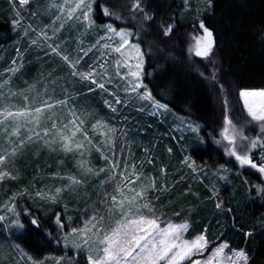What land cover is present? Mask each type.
Wrapping results in <instances>:
<instances>
[{"label":"snow or ice","instance_id":"snow-or-ice-1","mask_svg":"<svg viewBox=\"0 0 264 264\" xmlns=\"http://www.w3.org/2000/svg\"><path fill=\"white\" fill-rule=\"evenodd\" d=\"M33 2L18 0L21 6ZM147 3L148 0H130L127 7L132 19L139 21L141 30L151 27L155 20ZM182 6L192 19L188 52L202 60H209L216 47V39L202 13L212 9L213 0H197L195 9L192 0H183ZM96 7L113 21L124 19V13L119 8H113L103 0L99 4L97 0H48L44 5L45 11L55 12L51 24L43 27L31 23L24 25L22 13L15 12L13 27L22 28L23 38L29 41V47H36L45 55L59 57L68 69L69 80L61 85L59 95L56 88L61 78L54 73H41L34 82L25 81L27 87L14 91L12 80L21 73L23 64L13 60L12 66L5 70L11 75L0 82V186L6 179H18V174H14L11 167L21 151L32 144H40L63 157L70 156L73 169L63 173L57 170L52 174V179L65 182L59 186L36 188L33 182L31 187L34 192H30L28 187L12 192L0 207V224L23 230L25 223L22 216H27L30 224L39 229V217L32 213L31 208L21 207V200L26 203L39 198L59 205L65 193L78 194L80 189L87 188L93 178L106 172L100 182L101 191L97 200L84 209L83 219L78 220L76 225H73L71 217H67L66 224L59 208L50 217L56 226L55 231L61 233L53 238L57 243L62 239L63 248L72 250L74 255L68 257L65 252V255L45 257L43 260L28 256L30 264H46L49 259L54 264H64L65 259L70 264H250V255L245 249L232 247L226 239L216 241L210 238L207 229L188 237L190 224L186 218L180 222L165 219V213L154 202L158 197H152L151 193L169 190L166 181L158 187L154 176L145 175V161L142 160L138 166L124 157L127 131L115 123L114 116L120 115L117 106H127L126 101L130 103L131 99H138L151 106L149 114L153 116L163 114L169 108L167 103L156 99L144 82L147 75L146 53L142 49L139 33L115 23L97 25L94 18ZM181 18H184L183 14ZM57 22L59 27H56ZM73 24L83 28L81 37L97 33L95 41L87 43L86 47V41L78 38L75 57L63 47L67 41L56 42L65 26ZM157 27L162 37L168 38L174 32L175 21L173 18H161ZM93 49L100 53L99 57L93 63H82L81 53L87 55ZM17 51L19 53V49ZM194 68L202 78L217 82L214 69L206 75L198 66L194 65ZM115 80L122 83L117 84ZM82 82L87 83L86 90H74V86ZM69 83L73 87H69ZM97 90L112 99H105L102 108L87 101L81 102L82 97H88ZM221 90H224L223 85ZM17 97L22 99V103L16 102ZM238 99L247 118L227 114L228 102L224 101L226 114L219 132L225 142L224 153L234 160L239 169L249 168L264 175V88L239 89ZM137 110L144 109L140 107ZM108 112L113 116H109ZM253 126L259 131L249 135ZM187 127L194 135L200 131L199 125L188 124ZM222 141L217 139L215 143L220 145ZM145 152L148 153V149ZM145 159L147 163H152L147 157ZM100 160L105 162L104 167L99 166ZM58 163L64 165L65 160L59 159ZM182 163L187 164L194 178H200L201 174L208 176L207 170L203 167L198 169L194 161L189 162L185 158ZM228 172L229 169L221 165L212 176L226 181ZM161 173H165L163 168ZM201 183H204L203 179ZM205 187L211 193L207 199L215 203L217 210L222 209L216 183L206 184ZM173 215L180 217L182 212ZM48 235L53 233L49 231ZM246 235L252 237L253 233Z\"/></svg>","mask_w":264,"mask_h":264},{"label":"trees","instance_id":"trees-1","mask_svg":"<svg viewBox=\"0 0 264 264\" xmlns=\"http://www.w3.org/2000/svg\"><path fill=\"white\" fill-rule=\"evenodd\" d=\"M100 2L101 0H97L98 4ZM103 2L113 8H119L124 13V19L113 21L105 17L101 9L96 7L98 14L95 17L99 21L124 25L139 33L142 49L146 53L145 73L147 75L144 82L156 99L161 103H167L174 114L189 118L202 127L201 133L205 146L195 148L199 142L194 138H192L194 141L189 140L188 137L181 138L176 132L173 133L172 129L166 130V127L158 126L156 120L148 119L153 127H157L162 132V136L167 135L165 144L171 149L168 154L165 149L158 151L153 147H150L153 150L149 147L142 148L144 152L145 149L151 151L147 153L152 161L147 171L155 170L157 181L162 169L161 161L162 167L167 168V183L170 186L174 185L172 189L174 192L167 196L175 200L168 210L180 209L182 204L176 203H185L184 200L187 202L189 198L193 200L194 194L198 193L202 199V205L199 207V214L192 218L189 237L203 229H207V234L212 237L218 233L222 234L219 241L226 239L232 247L245 249L250 255V264H264V203L262 205L253 203V201L257 202L253 200L258 199L257 194L255 190L249 193L244 181L245 178L256 179L255 183L259 180L264 186V182L260 180V174L244 172L240 176H233L230 185L224 190L225 193H222L223 208L217 210L215 203L207 199L211 193L205 187L206 184L212 183L209 181L211 179L216 182L217 177L211 175L212 178L208 179L201 174L204 183H201L200 178H195L194 187H191L189 179L194 178V175L189 167L182 163L188 157L195 162L196 166H203L208 173L216 172L214 170L221 165L232 170V165L224 159L223 152L216 147L214 141L222 129L223 116L226 114L224 101L228 102L227 114L240 119L247 118L242 103L238 99V90L264 88V0H213L212 9L202 13V18L213 30L216 39V47L209 60L196 59L188 52L189 34L193 31L192 22L181 18L183 6L179 0H148V10L153 13L155 20L146 30H141L138 26L139 21L133 20L128 14L127 7L130 6V0H103ZM161 18L165 20L173 18L175 21L174 32L168 38L162 37L157 27ZM6 29V21L0 19V45L9 41V32ZM5 63L9 66L12 64L8 60ZM26 64L25 71L17 75L12 83L16 91L27 87L25 81L32 83L40 77L41 73L48 74L46 70L38 71L39 61L34 60L33 55L26 56ZM194 65L203 70L206 75H210L214 69L217 82L202 78ZM221 85H223V91ZM82 89L84 90L85 87H77L75 90ZM57 94L60 93L57 92ZM85 101L101 108L104 104V98L98 95L97 91L93 96L81 98L82 103ZM258 131L259 129L253 126L249 134L253 135ZM151 132L153 134L155 129ZM147 144L151 145L150 142ZM34 151L36 149L25 151L18 158L16 166L20 167L19 172L23 177L17 181L7 179L4 181L3 185L10 192L19 191L22 187H30L28 184L34 176L35 165L49 157L50 159H46V162L53 161L52 156L46 154V150L41 149L39 156L34 155ZM40 168L47 169L41 172L42 174L55 173L57 170L65 171L64 168L55 169L53 166L45 167L44 164H40ZM180 172L187 173L189 181L186 179V183L180 182L177 177ZM97 181L98 179L92 180L93 183ZM92 194L95 195L89 198L85 207L78 203L83 208L91 205L96 199L97 192L93 191ZM5 196L0 194V205ZM259 199L264 201V191L263 198ZM75 204L77 202L69 203V208L65 212L79 213L74 209ZM20 206L31 208L32 213L39 217L41 228H34L30 224L29 217L22 216L25 229L14 237L16 243L34 259L57 254L59 250L45 236L51 226L48 214L52 211L53 205L35 198L31 202L20 201ZM227 209L232 211L229 212ZM171 219L180 222L183 217H171ZM248 232L253 233L252 237L246 235ZM0 235H2L1 231Z\"/></svg>","mask_w":264,"mask_h":264},{"label":"rangeland","instance_id":"rangeland-1","mask_svg":"<svg viewBox=\"0 0 264 264\" xmlns=\"http://www.w3.org/2000/svg\"><path fill=\"white\" fill-rule=\"evenodd\" d=\"M179 1L181 2V4H183V0H179ZM47 3H48V0H34V2L30 3L29 5L21 6V5H19L18 0H0V19L6 21V23H7V29L6 30L9 32V41L6 44L0 45V82H2L4 79H6L8 75H11L10 73L5 72L6 69H8L12 66V64H11V66H9L8 64L6 65L5 62L7 60L9 61V63H12L13 60H15L17 62V64L22 63L23 68L21 70V73H23L25 71L26 66H27L26 56L27 55H29V56L33 55L34 60H36L37 62L39 61V67H38L39 72L46 70L47 73H54L55 76L61 78L58 81L56 92H58V93L62 92L61 85H63L66 80H69V78L67 76V72H68L67 67L63 65V62L59 59V57L52 56V55H45L44 51H42L36 47H29V41L27 39L23 38L22 28L20 26L13 27V20L15 19V12L16 11H20L22 13L24 25L31 23L36 27H43L44 25L51 24L55 10H52L51 12L45 11L44 5H46ZM196 3H197V0H192L193 9H195ZM34 13L36 14L35 16H33ZM97 14H98V11L96 9L94 18L97 22V25L109 23V22L99 21L95 17ZM182 14H183L184 18H186V20H190L192 22L191 14L186 13L184 8H183ZM56 27H59V22H57ZM82 32H83V28L79 25H75V24L66 25L65 28L63 29V31L59 33L56 42L62 43L63 41H67L66 44H63V47L65 49H67L69 52H71V54L75 57L77 53H76V51H74V49L78 48V44H77L78 38H82L86 41L85 47L87 46V43L94 42L95 39L97 38L96 32H91L88 35L81 37ZM49 33H51L50 29H49ZM18 49H19V53L17 51ZM81 55L83 56L82 63L87 62L90 64V63H93V61L99 57L100 53L96 49H93V51L89 52L87 55H83V53H81ZM192 56L196 59L202 60L201 58L195 57L194 53H192ZM30 62H31V60H30ZM85 67H87V64H85ZM145 67H146V60H145ZM21 73H18L17 75H20ZM15 77H13L12 83H13ZM115 83L120 84L122 82L115 80ZM11 87L14 91H16V89L12 85H11ZM69 87H73V86L69 83ZM77 87H85L84 90H86L87 83L86 82L77 83L74 86V90ZM109 87L111 88V85H109ZM97 92H98V95H100L101 97L104 98V100L105 99H112L106 93H101L99 90H97ZM94 93L95 92L91 93L89 96H93ZM119 94H120L121 98L123 99L124 95H123L122 90L119 91ZM16 102L22 103V99L17 97ZM126 104H127V106H125V105L117 106L119 108L120 115L114 116V120H115V123L117 124L118 127H121L122 129L127 131L126 146L123 149L124 157L127 158L130 163L135 162L138 166L140 165V162L142 160L145 161L144 169H143L145 175H152L155 177L156 172H155V170L147 171L148 166H151V163H147V160L144 158V156H147V159H149V160H151V156L149 157L148 154L144 152V149L142 150V148L153 147V148L157 149L158 151L165 149L166 152L168 154H170L169 148L165 144L166 143L165 139L167 138V135L162 136V132L157 127H153L150 124L151 122L148 121V119L156 120L157 125L158 126L162 125V127H166L167 128L166 130L172 129L173 133L176 132V134L178 136H180L181 138L188 137L189 140H192V141L197 140L199 143H198V146H196L195 148H197L199 146H201V147L205 146V140L202 137V133H201L202 127L198 123L194 122L193 120H191L189 118L174 114L170 110L169 107H168L169 111L163 112V114L158 113L157 115L153 116V115L149 114L150 111H152V109H151V106L149 104H147V102H141L138 99H131V102L127 103V101H126ZM140 107H143L144 110L143 111L137 110ZM107 114L109 116H113V114L110 112H108ZM245 114H246V112H245ZM138 118H140V120H138ZM133 119L136 121H134ZM134 122H136V123L134 124ZM188 124L199 125V129H200L199 133L194 135L188 129V127H187ZM152 129H155V132H154L155 134L154 133L151 134ZM249 135H251V134H249ZM192 138H194V140ZM217 139H221V141H222V138L219 136V133L217 134V137L215 140H217ZM0 142H2V141H0ZM148 142L151 143L150 146H148V144H147ZM224 143L225 142L222 141V143L220 145H217L214 141V144L216 145V147L223 152L224 159L227 162H229V164L232 165V170L229 169V172L226 173V175L228 177V179L226 181L219 179L218 176H216L218 180L216 179L217 181L216 182L214 181L217 184L216 186H217V189L219 191V197L218 198L220 201H222V195H223L222 193H225L224 190L227 188V186L230 185L229 183H230L233 176H236V177L240 176L244 172H251V173L255 172V170H252L249 168L239 169L238 166L234 163V160L232 158H229L227 155H225L224 147H223ZM160 144H162L164 146H159ZM37 148H39V149H37ZM32 149H34V150L36 149V151H34L33 154L37 155V156H39L38 154H40L41 149H44V151L46 150V154L51 155L53 161H51V163L46 162V159H50V157H49V158H46L43 161L39 162L37 165H35L36 168L34 170V176L29 181V184H28V185H30V187H28L30 189L29 191L30 192L35 191V189H33L31 187L33 182L35 183L36 188H44L45 186H59L62 183H65V182H62L60 180L52 179L51 176H52L53 172L42 174L41 172H45V171H47V169L45 168L44 170H42V168H40V164H44L45 167L53 166V167H55V169H62V168H64L63 170L73 169L72 158L70 156L69 157H63L60 154L50 152L47 148H44L40 144H32V145L26 147L24 150L21 151L20 155H18L15 158L14 165L11 167V170L14 172V174H18V179H16V181L23 177L21 175V173L19 172L20 167L16 166L18 158L21 156V154L23 152L28 151V150H32ZM150 149L153 150L152 148H150ZM148 153H151V151L148 150ZM33 158L35 159L36 157H33ZM93 158H95V154L93 155ZM59 159H64L65 164L59 165V163H58ZM187 159L189 162H192L191 160H189L188 157H187ZM160 161H161V159H160ZM98 163H99L100 167L105 166V162L103 160H100ZM183 164H185V163H183ZM162 165H163V162L161 161V168H163L165 170V173L162 174L161 169H160V178L158 181L156 180V183H157V186L159 187L163 182L166 181V186L169 190L159 192V193L153 192V193H151V196L154 198L158 197L157 199L154 200V202L157 205V207H159L165 213V217H164L165 219H168V217L169 218L177 217V216L173 215V213L182 212V215L180 217L186 218L190 224L189 232L186 234L189 237V233L191 231L192 221H193L192 218H193V216H196L199 214V207L202 205V199L198 193H195L193 200H191V198H189L187 200V202H186V200H184L185 203H182V202L176 203L179 205L182 204L180 209L176 210V209L171 208V211L168 210L169 207H172V205L175 202V200H171V198H169L170 196L169 197L167 196L168 194L171 195V193L174 192L172 190L174 188V185L173 186L168 185L167 180H166V175L168 174L167 168L162 167ZM185 165H187V164H185ZM201 167H203V166L197 165L198 169ZM60 171H62V170H60ZM214 171H217V170L215 169ZM222 174H224V173H222ZM256 174L258 175L259 173L256 172ZM106 175H107V173L105 172V173H102L98 178H93L92 179L93 181H95V179H98L97 183H93L91 181V183L87 186V188L86 189H84V188L80 189L78 194L65 193L64 199L59 205H54V204L50 203L51 205H53V207H52V211L48 215L51 217L52 213L57 208H59L65 217L64 222L67 224L68 223L67 217H71L73 225H76L78 220L83 219V213H84V209H85V208H83V207H85L84 205H86V203H88L89 198L92 195H95V194H92V192L94 191V192H97V194H98L101 191L100 182L105 178ZM211 175H212V172L208 173L207 178L209 179V177ZM187 176H188L187 173L184 172L182 174L180 172V173H178L177 177L179 178L180 182L185 181V183H186ZM38 177H42V178H38ZM44 177H46V178H44ZM213 177H215V176H213ZM259 177H260L261 182H264V175L260 174ZM155 179H156V177H155ZM200 179H201V176H200ZM200 179H197V180H200ZM189 180H190L191 187H194L193 183L196 182L195 181L196 179L192 178ZM209 181L213 182V179H211ZM244 181L247 184V189H248L249 193L252 192L253 190H255V192L257 194L258 199H253V200H256L257 202L253 201V203L254 204L257 203V204L262 205L264 203V201L262 199H259V198H263L264 186L262 185V183L260 184L259 180L257 183H255L256 179H249V178H245ZM0 188H2V190H0V194L6 195L3 202H1L0 207H2L7 202L8 197L12 192H10L9 189L6 188L5 185L0 186ZM15 192H18V191H15ZM184 195H185V193H184ZM167 198H169V200H167ZM37 199L40 200L39 198H37ZM248 199L250 200L249 197H248ZM96 200H97V196H96L95 201ZM21 201H23V200H21ZM40 201L47 203V201H44V200H40ZM165 201H168V202L165 204L164 203ZM23 202H25V201H23ZM29 202H31V200H29ZM73 202L74 203L77 202V204H75V206H74V209L79 211V213H76V211L75 212L74 211L65 212L69 208L68 204L73 203ZM78 202L80 204H82L83 207ZM176 202H177V199H176ZM65 204L67 205L66 208H65ZM167 204H168V206H167ZM215 212H216V210H215ZM50 222H51V226H50L49 230H47V233L45 236L47 237L48 240H51V242L54 244L55 248L59 250V252L57 254L44 255L40 260H43L45 257L62 256V255H65V252H67L68 257H72L74 255V252L72 250H66L63 248L62 239L60 240L59 243H57L56 239L53 238L54 236L61 235V233L55 231L56 226H55L53 220H51ZM0 231L2 232V235H0V264H30L27 257L31 256V255L24 252L21 249V247L14 240V237L17 235V233L20 234L22 232V230H17V229H13V228H9V227H5L4 225H1ZM49 231H51L53 233L52 236L48 235ZM207 235L210 238H214L216 241H219V239L223 236L222 234H219V233L216 236L213 235V237L210 234H207ZM22 256H23V258H22ZM81 259H82V257H81ZM46 264H54V262L51 259H49L46 262ZM64 264H70V261L68 259H65Z\"/></svg>","mask_w":264,"mask_h":264}]
</instances>
